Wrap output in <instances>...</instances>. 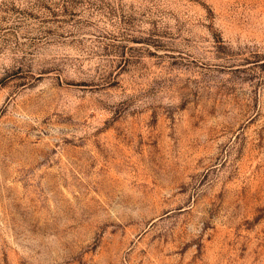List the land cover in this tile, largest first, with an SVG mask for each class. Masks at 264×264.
<instances>
[{
  "label": "rangeland",
  "instance_id": "1",
  "mask_svg": "<svg viewBox=\"0 0 264 264\" xmlns=\"http://www.w3.org/2000/svg\"><path fill=\"white\" fill-rule=\"evenodd\" d=\"M0 264H264V0H0Z\"/></svg>",
  "mask_w": 264,
  "mask_h": 264
}]
</instances>
